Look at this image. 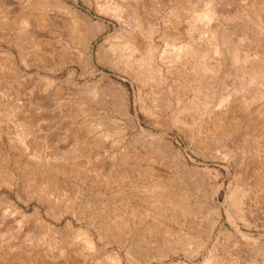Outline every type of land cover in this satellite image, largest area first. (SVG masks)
Masks as SVG:
<instances>
[{
	"label": "rangeland",
	"instance_id": "1",
	"mask_svg": "<svg viewBox=\"0 0 264 264\" xmlns=\"http://www.w3.org/2000/svg\"><path fill=\"white\" fill-rule=\"evenodd\" d=\"M26 1L27 0H0V5H7L6 7H10V15H5L4 17L0 18V102L2 104H5L7 106L6 108L9 107L11 109L9 113H6L7 110L5 109L0 111V117H2L0 118V158H3L5 155L8 158L7 163L5 161L4 163L2 162L0 164V167H2L0 168V180L2 179L1 173H4V171H14V169L17 168V172L19 173L15 174V178L11 183H4L2 181L0 183V243L2 242L0 244V251H2L0 253V264H93V262L94 264H99V262H97L98 260H100V264L101 262L102 264H111L112 261L110 258H112L113 260L116 254L120 255L121 264H201L207 257V251H209V249H215L217 254L220 253L219 255H221L222 258H225L226 264H230V262L231 264L233 262V264H264V174L260 173L256 169L255 164L251 160L252 158L256 160L254 162H257V160H259L260 158L258 159L252 157L250 156L251 154H244L243 157L242 154L237 153L239 156L236 154L233 157L232 162L230 158L228 160H225L222 156L219 155V153H217V151H214L216 153L212 151L210 154L209 152L200 153L195 151V144L189 143L183 133L178 132L175 129H167L169 138L173 140L177 147L182 149L186 157L188 159H194L198 167L205 168L204 172L199 171L197 176L193 175L191 176V178H186L185 182L183 183L181 182V180H183L181 179V177L176 176L174 172L171 171V169L163 167L162 161L165 162V158L160 160L159 164L150 163L145 159V157L147 156L146 154L148 153V151H150L151 147L156 145V142L151 141L150 139H144L140 142L136 141L133 138L135 136V131L131 130L128 127H125L124 120L119 118V116L112 111L111 108H113L114 101L118 100L120 94H126L129 112L131 114L135 113L136 105L134 103V87L132 85L131 79L124 72L121 73V71L115 68L97 62L95 53L98 46L104 40H107L108 36H111V38H108V41L110 39H114L113 41H116L123 38V36H121L123 35L122 29H124L127 21L129 22V19H131V15H123V20H116L117 18L113 17L112 15H108V13L106 12H100L99 10H97L95 0H63L68 6L74 8L77 11L85 13L93 22H95V28L93 31L94 36L92 38L90 37V42L88 44V42H86V39L84 41L80 37L71 36L68 30L70 25L76 22L75 20H77V15L72 16L70 11H66L65 13L62 12V14H56V10H50L51 8H53L52 6L54 5V0H32L34 2L42 3V5L45 4V6H47L46 10L43 11V16L47 17V19L50 18L49 21H51L53 18V21L50 23L47 20L51 26L47 23V21L46 23L40 22V19H38L39 15H26L28 16V22H26L25 24H19L18 19L20 15H17L19 13L29 11V9H27L25 6V4H27ZM241 1L242 0L233 2L231 4L232 9L242 8L243 6L245 7L246 3L249 2V0H243L242 2ZM241 3L244 5L242 6ZM32 12L33 11L29 12V14H31ZM127 13H129V11ZM160 13H162V11ZM47 14L49 16H47ZM29 16H31V18ZM145 16L147 15H142V18L145 19ZM157 18L160 22L163 18V15L159 14L157 15ZM120 21H125L126 23L123 22L122 24ZM162 26L163 25H161V28ZM161 31L158 32L159 34L155 37L156 43L158 44V46H160L159 50H163L165 48V42H163V39L161 38ZM169 33L170 32L167 31L166 35L170 36L168 35ZM142 36H139V41L137 43V46H139L138 48L141 53L144 52L143 44H145L143 43L145 42L143 40L145 39V36ZM179 39H181V36L179 37ZM40 46L41 48H39ZM83 46L84 48H86L85 50ZM86 50L90 51L93 54L92 67L85 66L84 64L83 55L86 53ZM63 54L65 55L63 56ZM2 65H4L5 67ZM94 65H97L99 70H94ZM7 67L10 71L6 69ZM10 67L12 70L10 69ZM103 73L107 77H103ZM70 78L73 82L70 80ZM103 80L105 81L103 82ZM229 80L231 81V79L227 80L228 83H231ZM93 82L94 84H92ZM57 83H60V85L62 84V88L59 92H57ZM110 83L112 84V86ZM53 84H57L56 88ZM75 84H77L78 87H74ZM42 85H44V87L48 85L46 88L47 91L45 90V88H41ZM67 86L68 88H71V92H69L70 89H68ZM79 86H81V88ZM142 87L145 90H148L147 84L142 83ZM53 88L55 90H53ZM66 89H68V91ZM62 90L63 92H61ZM107 90H109L110 93ZM50 92L54 94L52 95V93L50 94ZM115 97L116 99H114ZM156 98L157 102H160V99H158V97ZM82 103L84 104V106L82 105ZM17 106H19V108H17ZM78 110L81 112H79ZM13 112L15 113V115H13ZM3 113L5 114L3 115ZM10 114L15 118L11 117ZM25 115L28 116L27 119ZM139 115L141 117L142 125L147 126V123L150 121V119L141 112L139 113ZM20 116L24 119L25 122L27 121V124H22L24 126L16 124L18 119L21 118ZM103 116L105 118H109V121H107L108 124L106 126L95 128L92 133H87V122L96 120L105 122ZM82 118L84 119L82 120ZM11 119H15L16 121H12ZM35 125L36 129L34 128ZM26 127L29 130H26ZM79 127H83V129ZM22 132H24L25 134H23ZM257 134L258 133H255L253 135V137L255 136L254 138L256 139V141L259 142V140L261 139L262 141H260L259 143L264 142V134L261 137ZM15 135L19 137H16ZM245 136L248 137V133L246 134V132L240 131V135L238 138L232 137L229 140H223L222 144L219 145V147L222 148L223 144H226L224 146L227 147V144L229 143L235 145L237 144V146L241 147V145L245 142ZM256 136L257 138H259L257 139ZM114 138L116 139V141ZM97 139L101 142V139H103V141L106 142V147L103 150L100 147H94V144H96V142L92 141H96ZM90 142L94 144H91ZM246 142L244 144H246ZM33 143L35 144V146ZM5 145H7V147ZM91 145L93 146L91 147ZM124 146H127V149H133L139 152L141 155V160L139 159L134 162L132 161V159H130V164H136L135 167L137 166L141 169L146 167L147 164H151L150 166L153 171L154 169H159V172H161L156 174L152 171V175L148 178H144L143 176L135 178L137 180H133L134 177L129 175L124 177L122 180L116 178L114 179L112 172L109 173V169H122V164L119 160V153L121 152V150H123ZM42 147H44V149H42ZM41 150L44 152H42ZM85 150L86 153H90L88 158L83 155ZM6 151L9 153V155ZM59 151H61L60 154ZM141 152L143 154H141ZM36 153L39 154H37L36 156ZM45 156L48 159L44 158ZM221 159H224L226 162ZM71 160H76L75 163L77 164L76 169L78 171V174L77 176H67L69 179L66 177V180L69 183L66 182L64 177H62L63 175L61 174L55 175L54 177L47 175V177L44 178L42 177L40 172H30L29 170V165L35 163L37 164L38 162H40V164L47 165L62 164L64 168H68L70 166ZM190 163H192V161ZM111 164L114 166H112ZM109 165L110 168H108ZM253 168L255 171L253 170ZM232 175L234 177H232ZM156 178L174 180V188L166 191L164 194H169L171 196L174 195L175 198H178V196L182 195L185 199V202L187 203L188 211L190 210L189 213L191 214H189V216H186L187 213H183V211L181 210L176 211L171 209L166 212H158L157 210H155L154 212L153 206L151 204L153 198L149 191H147V185L156 181ZM51 181L54 184H52ZM141 184L142 186H144V190L138 189V191L134 188V186ZM194 184L200 185L199 188H194L192 186ZM239 184L241 187L239 186ZM212 185H214V187H216L217 185L220 186L216 193H212V191L210 190V186ZM231 189L238 193H240L242 190V192L244 191L243 193H245V198L243 196V202L240 205V207L242 208V211L241 208L240 211L241 214H243L244 218H239V216H237V218H234L238 222L241 230L246 234L245 236H241L240 234L233 232L231 226L232 224L230 223L231 221L228 219V216L223 209L224 206L228 208L227 203H225L224 206L221 205ZM172 191L175 192L172 193ZM111 192L113 193L111 194ZM143 192L145 195L142 194ZM134 193L137 195L136 197H134ZM132 195H134V199L132 198ZM89 196H91L92 198H90ZM142 196H144L145 201L144 203L140 204L139 200L143 198ZM163 196L164 195H162V197ZM111 197L114 199H112ZM8 198L14 201L17 206L22 208V210L27 214H31L34 211H37L38 213L36 215L31 214L25 217L19 214L16 215L11 211V208L7 203ZM109 203L111 205H109ZM132 206L134 208H131ZM207 207L209 209L211 207H217L220 209V212L222 214V217H220L209 237L204 234V228L206 229V221L204 219L207 218ZM130 208H142L141 211L143 210V220L141 224L137 222V220H133L128 217V213L130 212L129 210H131ZM172 214H174L173 216L175 218L172 216ZM112 215L122 219L124 225L126 224L125 227H127V229L123 228L119 230V236H115L113 234L111 235L110 233L107 234L105 232V229H101V224H103L106 218H111ZM158 215L165 216H162L163 218H159ZM16 217H18V219ZM230 218L233 219V217ZM183 219H186L187 221H189L190 219V222H184V224L182 223ZM35 220H38L39 222H35ZM154 220L158 225H156V227L159 228V234L157 235H152L149 232V225L152 224V221ZM69 222L72 223V226L71 224L67 225V223ZM10 225L12 227H10ZM47 228L49 229L47 230ZM87 228L90 231L92 230L91 232L93 233V236L96 240V245L98 246L97 250L89 253L86 252V250L81 249L82 241L80 239H73L72 237L74 233L83 232ZM165 228H167L168 230ZM44 230L47 231L44 232ZM127 230H129L132 234L135 233V231L136 233H140V240L138 244L135 245V247H133L134 244L132 243V235L128 236L127 232H124ZM161 233L164 234L161 235ZM249 234L251 235L249 236ZM40 235L42 237L45 236V238H49L48 241H46L47 239L43 237L45 239L44 241L47 243L46 244L42 241L45 247L41 244L42 242L35 243V240L37 238H41ZM148 235L151 236L148 237ZM186 236H189L191 240L190 247L195 248L197 244L200 243L201 245H203L202 249L199 250V252L188 256L186 253V251L188 250L187 247H168L169 245H173L172 243L175 239L181 240ZM166 238L168 240L167 244L164 243ZM38 240L39 239H37L36 241ZM49 240L53 243L56 242V244L57 242L60 243H58L57 245L52 244L54 245L53 249L48 248V246L46 247V245H51V242ZM36 244L41 245H39L38 247V245L36 246ZM6 245L8 246L5 248ZM11 246V249H13L14 247L13 250L9 248ZM67 246L69 248H67ZM55 247L56 250L58 247H63V249H70V247L73 248L67 250L68 252H66L65 249L64 254L58 256V252L56 250L54 251ZM137 248L139 249L137 250ZM49 249H51L52 252H50ZM72 249H75L76 252H80V255L75 252L70 253L69 251H71ZM44 251L46 252V256L43 255L45 253ZM86 253L88 254V256L86 255ZM36 254L39 255V260H34V256ZM103 256L106 257L108 261L106 258L103 259ZM109 259L111 262L109 261Z\"/></svg>",
	"mask_w": 264,
	"mask_h": 264
},
{
	"label": "bare ground",
	"instance_id": "2",
	"mask_svg": "<svg viewBox=\"0 0 264 264\" xmlns=\"http://www.w3.org/2000/svg\"><path fill=\"white\" fill-rule=\"evenodd\" d=\"M235 1L237 2L238 0H95L97 10H99L100 12H106V13H108V15L109 14L112 15L113 17L117 18L116 20H118V19L123 20V17H124L123 15H127V16L131 15L130 16L131 19H129V22L127 21V23H126L125 21H123L126 23L125 27L122 26V27H124V29H122L123 35H121V36H123V38L120 40H116V38H118V37H116L115 38L116 41H113L114 40L113 38H112L113 40L110 39L108 41V38L109 37L111 38V36H108L107 40H104L99 46L97 45L98 48H97L96 53H95V57H96L97 62H99L100 64H104L106 66L115 68V69L121 71V73L124 72L131 79L132 85L134 87V89H133L134 95H135V102L134 103L136 105L135 106L136 109H135L134 114H131L129 112L128 100H127L126 94H124V95L120 94L119 95L120 97L118 98V100L114 101L113 108H111V109L114 113H116L119 116V118L124 120L125 127H128L131 130L135 131V136L133 138L136 141L140 142L144 139H150L151 141L156 142V145L151 147L150 151H148V153L146 154L147 156L145 157V159L150 163L159 164L160 160L165 158L166 159L165 162L162 161L163 167L167 168V169H171V171H173L176 176L181 177V179H183V180H181V182H183V183L185 182L186 178H191V176H193V175L197 176L199 171L204 172L205 168L198 167L196 164V161L192 158H189L190 159V161H189V159L186 157V155L182 151V149L177 147L175 145V143L173 142V140H171L169 138L167 129H175L178 132L183 133L185 135V137L187 138L189 143L195 144V148H196L195 151L200 152V153L209 152V154H210L212 151L213 152L217 151V153H219V155L222 156L225 160H228L230 158L232 160V162H233V157L237 153L242 154L243 157H244V154L245 155L251 154L250 156H252V157H255L258 159L260 158L259 160H257V162H254L256 160H254L252 158H251V160L255 164L256 169L260 173L264 174V142L259 143L262 140L260 139L258 142L254 138L255 136L253 137V135L255 133H258L257 135H259L260 137L263 136V134H264V0H249V2L246 3L245 7L243 6L244 4L241 3L244 8L242 7V8H233L232 9L231 4ZM26 3L27 4H25V6L27 9H29V11H25L27 13L21 11L22 13H19L17 15V16L20 15V17L18 19L19 24H25L26 22H28L27 21L28 16H26V15H39L38 19H40L39 21L43 22V23H46L47 20L49 21L50 18L47 19V17L43 16L44 15L43 11L46 10V7H47V6H45L44 3H43L44 5H42V3L34 2L32 0H27ZM50 5H51V3H50ZM6 6L0 5V18L4 17L5 15H7V16L10 15L9 14L10 7L9 6L6 7ZM52 7L53 8H51L50 10H52V9L56 10V12H57L56 14H62V12L65 13L66 11H70L72 16L77 15V18H76L77 20L74 19L76 22L72 23L70 25L69 29L68 28L67 29L69 30L71 36L80 37L84 41L86 39V42H88V44H89L90 37L92 38L94 36L93 31L95 28V22H93L85 13L77 11L74 8H71L70 6H68L63 0H54V5ZM31 11H33V12L31 14H29V12H31ZM128 11H129V13H127ZM161 11H162V13H160ZM53 12H50V13H53ZM159 14L163 15V18L160 21L161 23L158 21V18H157V15H159ZM142 15H147V16H145L146 18L144 19V18H142ZM47 16H49V15L47 14ZM127 16H126V18H127ZM29 17L31 18V16H29ZM74 20H72V21H74ZM48 21H47V23H48ZM52 21H53V18L51 21H49V23ZM123 22H121V23L123 24ZM161 25H163L162 28H161ZM42 26H43V24H42ZM120 29H121V27H120ZM160 31H161V38L163 39L162 41L165 42V48L163 50L160 49L161 51L159 50L160 46H158V44L156 43V40H155L156 35H158L159 34L158 32H160ZM167 31L170 32L168 34L170 36L166 35ZM120 34H121V30H120ZM142 35L145 36L144 37L145 39H143L145 41L143 43H145V44H143L144 45V52L141 53V51L138 48L139 46H137V43L139 41L138 40L139 36H142ZM171 35H172V37H171ZM180 36H181V39H179ZM95 37H96V35H95ZM71 39H72V37H71ZM39 48H41V46ZM39 48H38V50H39ZM83 48H84V46H83ZM36 49H37V46H36ZM85 49L86 48H84V50ZM87 49H88V47H87ZM41 50H43V49H41ZM79 53H81V52H79ZM64 55L65 54H63V56ZM92 55L93 54L90 51L86 50V53L83 55L85 66L92 67V63H93ZM78 56H80V55H78ZM67 61H69V60H67ZM69 62H71V61H69ZM2 66H4V65H2ZM8 67L6 69H8ZM94 68H95L94 70H96V71L99 70L97 65H94ZM10 69H11V67H10ZM84 72H85V70H84ZM70 76H72V75H70ZM103 77H107V76L103 73ZM228 79H231V81L229 80L231 83H228V81H227ZM66 80H67V78H66ZM70 80H71V78H70ZM70 80H68V81H70ZM104 81L105 80H103V82ZM63 82H66V81H63ZM97 82H99V81H97ZM141 82L144 84H147L148 90H145L142 87ZM96 83H95V85H96ZM92 84H94V82ZM44 85H42L43 87L41 86V88H45V90H46L48 85H46V87H44ZM53 85H55V84H53ZM56 85H55V88H56ZM61 85H60V83L58 84L57 92H59L61 90V88H62ZM76 85L77 84H75L74 87H78V85L77 86ZM83 85H85V84H83ZM97 86H98V84H97ZM111 86H112V84H111ZM113 86H114V84H113ZM79 87L81 88V86H79ZM63 88H66V87H63ZM67 88H68V86H67ZM113 88H115V87H113ZM68 89H70L69 92H71V88H68ZM68 89H66V90L68 91ZM53 90H55V89L53 88ZM107 91L109 92V90H107ZM57 92H56V94H57ZM61 92H63V90ZM51 93L52 92H50V94ZM53 94L54 93H52V95ZM56 94H55V97H56ZM100 97H102V96H100ZM156 97H158V99H160V102H157ZM114 99H116V97ZM110 100H111V98H110ZM80 104H81V102H80ZM109 104H110V101H109ZM35 105H36V103H35ZM82 105L84 106L83 103H82ZM10 106H11V104H10ZM6 107L7 106L5 104H2L0 102V111L5 109V110H7L6 113H9V111L11 109L9 107L8 108H6ZM17 108H19V106H17ZM83 108H85V107H83ZM14 112H16V111H14ZM19 112H17V113H19ZM79 112H81V111H79ZM85 112H86V110H85ZM140 112L143 113L146 117H148L150 119V121L148 120L149 122L147 123V126L142 125L141 117L139 115ZM13 113H11V114H13ZM4 114L5 113H3V115ZM23 114H25V113H23ZM13 115H15V113ZM73 115H74V112H73ZM6 116H3V117H6ZM11 117H14V116L11 115ZM11 117H9V118H11ZM22 117H23V115H22ZM22 117L18 119L16 124H19L21 126H24V125H22L24 123L27 124V121L25 122L23 119L24 117L23 118ZM27 117L28 116H26V119H27ZM0 118H2V117H0ZM83 119L84 118H82V120ZM103 119L105 120V122L100 121V120L87 122L86 132L92 133L95 128L100 127V126H106L108 124L107 121H109V118L104 117ZM144 120H145V118H144ZM12 121H16V120L14 119ZM110 123H112V122H110ZM113 123H115V122H113ZM81 124H84V123H81ZM30 126H32V125H30ZM35 127H36V125L34 126V128ZM31 128H33V127H31ZM79 128H81V127H79ZM81 129H83V127ZM26 130H29V129L27 128ZM30 130H32V129H30ZM240 131L246 132V134L248 133V137L245 136V138H244L245 142L247 141L246 144H244L245 142L243 141L244 143L242 142L243 144L241 145V147L237 146V144L235 145V144H231V143L227 144V147L224 146L226 144H223L222 148L219 147V145L222 144L223 140H229L232 137L238 138L240 135ZM22 133L25 134L24 132H22ZM16 137H19V136H16ZM92 138H93V136H92ZM256 138H257V136H256ZM17 139H20V138H17ZM134 139H133V141H134ZM23 140H24V138H23ZM101 140H102V142L98 141V139L96 141H92V142H96V144L91 143V142L90 143L94 144V147H100L103 150L106 147V142L103 141V139H101ZM19 141H21V140H19ZM115 141H116V139H115ZM238 142H240V141H238ZM143 143H144V141H143ZM5 146L7 147V145H5ZM34 146H35V144H34ZM92 146L93 145H91V147ZM127 146H124L123 150H121V152L119 153V160L122 164V169L110 168V165H109V167H108V168H110L109 173L112 172L114 179L116 178V179H121V180L128 175L134 177L133 180H137L135 178H139V177H143V176H144V178L145 177L148 178L149 176H151L152 171H153V169L150 166L151 164L150 165L147 164L146 167H144L142 169L137 167V166L135 167L136 164H134V165L130 164V159H132V161L136 162V160H139L141 158L140 157L141 155L139 152H137L133 149L132 150L127 149ZM86 147H87V145H86ZM42 149H44V147H42ZM42 152H44V151H42ZM60 152L61 151H59V154H60ZM95 152H97V151H95ZM214 153H216V152H214ZM37 154H39V153H36V156H37ZM89 154L90 153L89 152L86 153V150H85L83 155L86 158H88ZM141 154H143V153L141 152ZM8 155H9V153H8ZM40 155H42V154H40ZM104 157H106V156H104ZM44 158H46V156ZM38 159H39V157H38ZM46 159H48V158H46ZM46 159H45V161H46ZM224 159H221V160L225 161ZM5 161H6V163L8 162V158L6 155L3 158H0V164L2 162L4 163ZM191 161H192V163H190ZM75 162H76V160H71L70 166L69 167L67 166L68 168H64L62 164H59V165H53V164L49 165L48 164L47 165V164H40V162H38L39 164L35 163L32 165H29V168H30L29 170H30V172H40V174L44 178H46L47 175L54 177L55 175L61 174V175H63L62 177H64V179L66 180V177L69 175L77 176L78 171L76 169L77 164ZM252 162H250V163H252ZM21 163H22V161H21ZM243 163H246V162H243ZM112 166H114V165H112ZM0 168H2V167H0ZM118 168H119V166H118ZM91 169H92V165H91ZM8 170H9V168H8ZM22 170H20V171H22ZM253 170H254V168H253ZM106 171H107V169H106ZM113 171H114V173H113ZM83 172H84V170H83ZM92 172H93V170H92ZM153 172L158 174L161 171L159 172V169L158 170L154 169ZM15 174H19L17 172V168H15L14 171H6V172L4 171V173H1L2 179L0 180V183H1V181L4 183L5 182L11 183L12 180L15 178ZM171 174H172V172H171ZM232 177H234V176L232 175ZM107 178H108V176H107ZM156 179H157L156 181L147 185V191H149V193L151 194V196L153 198V200L151 199L152 200L151 204L153 206L154 212H155V210H157L158 212H161V211L166 212V211L171 210V209L176 210V211L181 210V211H183V213H187L186 216H189V214H191V213H189L190 210L188 211L187 203L185 202V199L183 198L182 195H180V196L177 195L178 198H175L174 195L171 196L169 194H164L166 191H169L172 188H174V185H175L174 180L158 179V178H156ZM81 180H83V179H81ZM66 182H67V180H66ZM51 183L54 184L52 181H51ZM67 183H69V182H67ZM120 183H123V182H120ZM37 184H38V182H37ZM124 184H125V182H124ZM28 185H29V183H28ZM192 186L194 188L198 189L200 185L194 184ZM239 186H240V184H239ZM219 187H220L219 185H217L216 187H214V185H212V186H210V190L212 191V193H216V191L218 190ZM134 188L138 190V189H143L144 186H142V184H141V185L134 186ZM49 190H50V188H49ZM134 190H132V191H134ZM179 191H181V190H179ZM174 192L172 191V193H174ZM243 192L241 190V192L238 193V192L231 189V191L226 195L225 200L221 203V205H223V206L225 205V203H227L228 208H226L224 206L223 209H224L225 213L227 214L228 219L231 221L230 223L232 224L231 226H232L233 232L238 233L241 236H243V235L245 236L246 234L241 230L238 222L234 218H237V216H239V218H244L243 214H241L242 208L240 207V205L243 202L242 201L243 196L245 194ZM112 193L113 192H111V194ZM142 194H144V192ZM160 194H162L164 196L162 197V195H160ZM133 196L134 195H132V198H133ZM136 196L137 195L135 194L134 197H136ZM89 197L92 198L91 196H89ZM140 197H139V199H140ZM142 197L143 198L139 200L140 204L144 203V201H145L144 196H142ZM244 198H245V196H244ZM112 199H114V198H112ZM148 202H150V201H148ZM7 203L10 206L11 211L13 213H15L16 215L19 214V215L25 217L27 215L28 216L31 214L36 215L38 213L37 211H34L31 214H27L26 212H24L22 210V208L18 207L17 204L9 198L7 199ZM109 205H111V204L109 203ZM212 207L210 209L207 207L208 208V210H207L208 213L206 214L207 218L204 219L206 221V229L204 228V234L208 237L211 235L212 230L214 229L215 225L219 221L220 217H222L220 209L217 207L216 208H212ZM131 208H134V207L132 206ZM240 208H241V211H240ZM141 209L142 208H140V209L135 208V209L129 210L130 212L128 213V217L133 219V220H137V222H139L141 224L142 220H143V213H142L143 210L141 211ZM173 215L174 214H172V216ZM175 215H177V214H175ZM158 216H159V218H163L162 216H165V215H158ZM13 217H14V215H13ZM230 217H233V219ZM16 218L18 219V217H16ZM12 219H14V218H12ZM145 220H147V219H145ZM155 220L152 221V224L149 225L150 230L148 229L152 235L159 234L158 233L159 228L156 227L157 223L155 222ZM169 220H170V218H169ZM5 221H8V220H5ZM36 221H38V220H35V222ZM184 222L185 223L190 222V219H189V221H187L186 219H183L182 223H184ZM24 224H25V222H24ZM69 224H71V226H72L71 222L67 223V225H69ZM159 224H161V223H159ZM125 226H126V224L124 225L122 219L112 215L111 218L110 217L106 218L105 221L103 222V224H101V229H105L106 230L105 232L107 234L110 233L111 235L113 234L115 236H119V230H121L123 228L127 229V227H125ZM10 227H12V226L10 225ZM88 228L83 232L74 233L72 235V237H73V239H76V238L80 239L82 241V244H81L82 248L81 249L86 250V252L89 253V252L97 250L98 246L96 245V240L93 236V233L91 232L92 230L90 231ZM48 229L49 228H47V230ZM165 229H167V228H165ZM47 230H44V232ZM101 231H103V230H101ZM124 232H127L128 236L132 235L131 236L132 243L134 244L133 247H135V245H137L139 240H140L139 239L140 233L139 232L136 233V231H135V233L132 234L129 230L124 231ZM55 233H56V230H55ZM55 233H54V235H55ZM42 234H44V233H42ZM124 234H126V233H124ZM162 234H164V233H161V235ZM202 235H203V232H202ZM250 235L251 234H249V236ZM150 236L151 235H148V237H150ZM43 237L45 238V236H43ZM43 237L41 236V238L40 237L37 238L39 240L36 241L37 240L36 239L35 243L36 242H42V241L45 242L44 241L45 239H47L46 241H48V239H49L48 237L45 239ZM148 241H150V240H148ZM167 241L168 240L166 238L164 243L167 244ZM43 242L41 243L42 245L44 244ZM50 242H48V243H50ZM201 242H203V241H201ZM58 243H60V242H57V244ZM14 244H15V242H14ZM41 244H39V245H41ZM52 244H56V242H54V243L51 242V245ZM172 244L173 245H169L168 247L169 248L187 247L188 250L186 251V253L188 256H191L192 254L199 252V250H201L203 247V245H201L200 243H198L195 248L190 247L191 240H190L189 236H186L181 240L175 239ZM30 245H31V243H30ZM37 245L38 244H36V246ZM39 245H38V247H39ZM51 245L49 246V244H48V245H46V247L48 246V248L53 249L54 245H52V247H51ZM78 245H80V244H78ZM7 246L8 245H6L5 248ZM31 247H32V245H31ZM9 248L11 249L12 246ZM67 248H69V247L67 246ZM71 248H73V247H70V249ZM13 249H14V247H13ZM13 249H11V250H13ZM65 249H63V247L62 248L58 247L56 250V247H55L54 251L56 250L58 252V256H59V255L64 254ZM70 249H66V252H68L67 250H70ZM138 249L139 248H137V250ZM45 251H46V249H45ZM49 251L52 252L51 249H49ZM1 252L2 251H0V253ZM30 252H31V250H30ZM46 252L43 254L44 256H46ZM66 252H65V254H66ZM69 252L70 253L75 252V253L80 255V252H76L75 249H72ZM207 252H208V255L206 254L207 257L205 258V260L203 259L204 261L201 264H226L225 258H222L221 255H219L220 253L217 254L215 249H213V250L209 249V251H207ZM86 255L88 256L87 253H86ZM55 258H56V256H55ZM104 258H106V257L103 256V259ZM108 258H110V257H108ZM37 259L39 260L38 254H36L34 256V260H37ZM50 259H51V257H50ZM110 259L112 261L111 264H121V257L119 254H116V256L113 260H112V258H110ZM110 259H109V261H110ZM83 260H85V259H83ZM107 261H108V259H107ZM31 262H32V260H31ZM97 262H99V264H100V260H98ZM103 263H105V262H103ZM93 264H94V262H93ZM101 264H102V262H101ZM230 264H231V262H230Z\"/></svg>",
	"mask_w": 264,
	"mask_h": 264
}]
</instances>
